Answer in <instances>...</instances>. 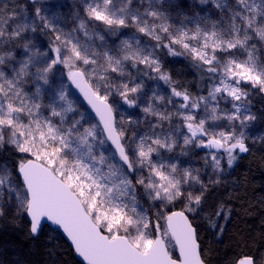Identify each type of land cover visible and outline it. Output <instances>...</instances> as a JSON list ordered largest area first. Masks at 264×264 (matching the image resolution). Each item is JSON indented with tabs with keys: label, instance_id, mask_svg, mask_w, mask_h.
Listing matches in <instances>:
<instances>
[{
	"label": "snow or ice",
	"instance_id": "6c2138e0",
	"mask_svg": "<svg viewBox=\"0 0 264 264\" xmlns=\"http://www.w3.org/2000/svg\"><path fill=\"white\" fill-rule=\"evenodd\" d=\"M80 3L70 31L42 0L0 3V219L27 217L32 237L62 232L82 264H206L193 220L208 185L180 158L206 150L221 173L249 152L248 89L264 94V0ZM36 33L49 36L47 50ZM162 52L191 60L207 95L177 84ZM146 79L169 94L149 96ZM73 89L95 117L79 111ZM122 106L155 120L141 130ZM212 215L227 222L231 210ZM217 219L209 223L222 234Z\"/></svg>",
	"mask_w": 264,
	"mask_h": 264
},
{
	"label": "trees",
	"instance_id": "16d2710c",
	"mask_svg": "<svg viewBox=\"0 0 264 264\" xmlns=\"http://www.w3.org/2000/svg\"><path fill=\"white\" fill-rule=\"evenodd\" d=\"M52 0H42L45 6ZM47 44L49 36L39 33ZM111 38V37H110ZM112 38H117L113 36ZM164 70L173 80L187 89L190 95L206 93L210 84L206 77L183 57H171L161 53ZM149 79H146L148 81ZM250 106L264 131V94L249 88ZM179 99V98H176ZM219 185H210L208 201L214 211L221 204L231 210L227 222L217 219L224 228L218 234L207 221L196 215L193 220L198 229L202 254L208 264H235L245 255H251L264 263V141L247 153L238 156ZM179 209V208H176ZM175 209V210H176ZM0 264H82L75 252L57 231L46 228L39 237L29 232L27 217L17 218L12 212L0 219Z\"/></svg>",
	"mask_w": 264,
	"mask_h": 264
},
{
	"label": "rangeland",
	"instance_id": "374dc122",
	"mask_svg": "<svg viewBox=\"0 0 264 264\" xmlns=\"http://www.w3.org/2000/svg\"><path fill=\"white\" fill-rule=\"evenodd\" d=\"M2 2H8V0H0V3H2ZM73 5H75L76 7L74 8ZM45 6L49 7L51 13H54L60 17L61 22H60L59 26L62 27L65 31H70L78 23V21L75 19V12H79L81 17H83V15H84V13L80 10L81 9L80 0H52L50 4H47ZM213 19H217V17L214 16ZM128 31L131 32V30H128ZM78 35H81L82 40H87V38L83 37L82 34L78 33ZM140 35L142 36V34H140ZM31 36L34 40V43L36 44L37 47H39L41 49V51L47 50L48 44L43 38H41L39 36V33L31 34ZM147 40H148L147 37H142V42H146ZM112 41H115L117 45L119 44V38L118 39L112 38V37L109 38V43H111ZM62 70L66 73V70H64V69H62ZM152 75L154 76L155 74L153 73ZM145 84H146V91L148 92L149 96L151 95V92L153 90H155V91H157L160 94L165 95V96H167L170 92L168 85H165L163 83V81H156L155 79H149L148 81L145 80ZM28 86L31 87V84H29ZM210 87H211V84H209L207 86L206 93L201 94V95L206 96ZM248 91H249V89H248ZM70 95H72L73 98L75 99L76 106L79 109V111L85 112L86 115H88L90 117H94L92 112H90L89 109L87 108V106H85L81 96L77 95L74 89L72 90V92H70ZM47 102H48V100L46 97L45 103H47ZM156 103L159 104L160 102L157 101ZM167 107L169 110L174 111L173 106L171 104L167 105ZM221 107L222 108L230 107V105L221 104ZM250 108H251V106H250ZM121 110L122 111L126 110L125 111L126 115L129 113H135L133 118L140 120V129L141 130L146 131L147 126H148V122L155 120V118L150 116V115L145 117V113H143L142 111L135 110V109H127L126 106H122ZM251 111L253 112L252 109H251ZM174 122L176 124L180 123V121L178 119H175ZM244 132H245L246 137H248V139H246L245 142L249 146V151L253 150L257 146V144L264 141V131H263V129H261L257 125V123L255 121L250 122L249 126L244 129ZM205 152H206V150L195 149L193 152H190L188 156L181 157L180 159L183 163V166L199 169L201 178L204 180L205 184H207L208 188H209L211 184L212 185H219L221 183L220 182L221 177L223 175H225L226 172L230 168L227 167L226 164H224V171L223 172H221V173L214 172L210 164L209 165L205 164V161L203 159V157L205 156ZM242 154H244V153H239L238 156H240ZM215 180H219V183H213L212 182ZM207 192H208V190H207ZM207 192L205 194L206 195V203L203 205V211H198V213L196 215L203 217L207 221V223L210 224L209 219L210 218L213 219L212 214L214 212V207H213V205H210V203L208 201ZM145 206H147V205H145Z\"/></svg>",
	"mask_w": 264,
	"mask_h": 264
},
{
	"label": "water",
	"instance_id": "95a60500",
	"mask_svg": "<svg viewBox=\"0 0 264 264\" xmlns=\"http://www.w3.org/2000/svg\"><path fill=\"white\" fill-rule=\"evenodd\" d=\"M74 90H75V89H74ZM75 92H76L77 95H80V96H81V98L83 99V102H84L85 106H87V108L89 109V111L92 112V114H93L94 117H95V113L91 110L90 106L87 104V101L84 100L83 96L78 92V90H75ZM96 118L98 119V117H96ZM176 210H179V209H176ZM193 226L196 227L195 224H194V222H193ZM59 233H60V235H63L64 238L67 240L68 244H69L70 246H72L70 240H68V238H67L62 232H59ZM197 233H198V229H197ZM199 242H200V241H199ZM200 244H201V243H200ZM72 248H73V247H72ZM201 250H202V245H201ZM75 255H76V257H78L79 260H81V262H82V258H80L76 253H75ZM202 256H203V254H202ZM206 264H208V263H206ZM263 264H264V263H263Z\"/></svg>",
	"mask_w": 264,
	"mask_h": 264
}]
</instances>
